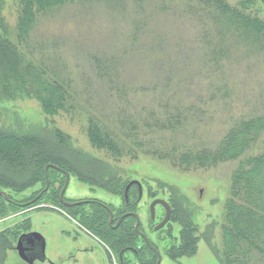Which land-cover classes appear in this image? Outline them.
<instances>
[{
	"label": "rangeland",
	"instance_id": "374dc122",
	"mask_svg": "<svg viewBox=\"0 0 264 264\" xmlns=\"http://www.w3.org/2000/svg\"><path fill=\"white\" fill-rule=\"evenodd\" d=\"M24 1L0 0V45L8 51L6 57L0 53V135L26 137V143L21 142L24 145L39 143L34 149L37 154L55 159L68 173L66 200L95 202L67 207V212L62 213L57 200L62 188L54 192L52 185L60 181L63 187L66 179L54 167L47 169L51 182L47 192L45 180L20 192L12 187L5 189L15 203H0V264H49L46 260L28 263L18 256L14 248L17 235L28 230L39 232L45 240V255L58 254L56 261L60 259L62 264H119L116 244L122 243V238L118 235L126 223L124 219L132 220L127 214L122 221L118 216L127 209L139 215L138 229L145 237L135 230L134 247L141 249L138 257L133 252L127 253L129 263L137 264L139 257L143 259L146 254L150 257L160 254L159 264H222L224 206L230 195L231 174L242 160L264 149V132L240 157L206 167L187 166L178 161L174 156L179 155L180 149L175 155L154 154L146 148L131 149L109 128V135L100 130L96 144L88 135L91 108L86 103L94 87L86 85L85 92L78 84L79 95L46 113L40 102V98L46 97L45 78L35 67L40 63H57L62 75L75 78L78 72L83 76L86 63L100 54L115 57L119 60L116 63L126 67L119 80L131 85L134 91L143 82L161 84L165 78L181 79L184 82L177 89V96L183 99L182 108L190 106L194 114L187 136L180 134L179 141L188 138L190 143L212 147L232 122L264 112V52L231 43L224 47H227L225 54L218 64L206 62L204 58L211 60L212 56L204 53L203 37L197 42L196 36L199 30H205L210 19L204 6L200 10L194 8L197 0H146L142 7L127 3L124 11L116 10L108 0L66 1L47 14L37 13L27 43L20 44L16 27ZM222 1L250 18L264 21V0ZM206 21L207 24L201 25ZM154 41L161 43L155 46ZM12 48L18 54L15 58L9 56ZM197 76H202L201 81H195ZM153 78L157 80L149 81ZM154 87L158 91L175 88L173 83ZM135 98L150 101L147 95L138 94ZM105 106L111 112L110 101ZM30 136H35L34 141ZM16 143L9 139L7 147L0 146V172L4 173L0 181L5 184L29 183L39 156L25 152L18 157ZM9 152L15 159L4 158ZM130 180L142 185V196L136 201L134 193L129 197L131 207L125 208L123 186ZM155 198L166 200L173 212L159 230L153 227L164 216V208L157 204L155 219L149 216V203ZM98 203L114 211L115 220L111 223L114 229L107 224V214ZM92 211L105 213L102 225L91 220ZM80 213L82 219L77 221ZM186 239L195 242L193 253L178 258L166 253L171 245L180 249ZM91 245L93 251H87ZM65 250L69 252L63 255Z\"/></svg>",
	"mask_w": 264,
	"mask_h": 264
},
{
	"label": "trees",
	"instance_id": "16d2710c",
	"mask_svg": "<svg viewBox=\"0 0 264 264\" xmlns=\"http://www.w3.org/2000/svg\"><path fill=\"white\" fill-rule=\"evenodd\" d=\"M66 1L70 2L71 0H26L24 3L22 2L16 27L17 39L20 44L27 43L34 27L32 22L37 13L46 12L47 14L64 5ZM108 1L113 2L116 10L120 11L123 9L121 11H124L125 7H127L126 5H128L127 3L142 7V3L146 0ZM195 3L196 7L194 8L196 10L204 9L201 8L202 6L206 8L204 11L207 12V15L204 14L210 19V23H208L205 30H199L196 36L197 42L203 37L204 53L206 56L210 54L212 56L211 60L204 58L206 62L218 64L225 54L227 47H224L231 45V43L239 44L244 48L252 46L258 52H264L263 20L255 17L250 18L222 0H197ZM204 24H207V21L201 22V25ZM132 32L133 36H135V30ZM206 39L207 42H205ZM160 43L154 41L155 46L160 45ZM0 46L1 56L6 57L8 52L6 47H3V44ZM37 47L39 49L42 48L41 45ZM46 52H49L47 48ZM9 53L11 57L15 58L18 56L14 48ZM28 56L30 57V55ZM42 56H45L44 51ZM94 56L92 62L86 63L85 69L87 70L83 72V76L82 72L80 74L78 72V76L75 78L71 75H62L57 63L56 65L50 63L46 65L44 63L43 65L40 63L35 68L39 75L45 78V84L43 85L46 87V97L40 98V102L42 109L46 113L59 109L65 100L74 98L77 94L79 95L78 84L83 86L82 90L85 92L86 85L90 87L91 84L92 88L94 87L93 90L95 89V91L91 94L90 100L86 98V103L91 108V114L88 116V135L90 140L96 144L99 143L100 130L102 129L109 135V128L112 130L110 132L117 136V139L123 141L131 149L141 150L146 148L154 154L161 153L160 155H175V151L180 149L179 155L174 156L178 161L187 166L206 167L220 161H229L240 157L250 146L258 141L260 135L264 132L263 112L247 119L232 122L223 136L212 147L210 145L190 143V141H187L188 138L181 142L179 141V135L187 136L189 121L192 120L191 117L194 114L190 106L182 108L184 106L182 105L183 99H181V96H177V89L184 82L183 80L165 78L161 84L143 82L138 84L137 89L134 91L131 89V85L129 86L119 80L121 72L125 71L126 67L116 63V61H119L117 58L102 57L100 54ZM206 62L205 64L207 65ZM24 65L28 66L26 63ZM154 79L157 80V78H153L149 81ZM191 79H193V76H191ZM201 79L202 76H197L195 81L199 82ZM171 83L175 86L173 90L158 91L154 87L163 84L167 87ZM107 94L108 96L104 98V95ZM138 94L149 96L150 101L145 102L144 99L135 98ZM109 101L110 107L108 109L111 112H108L105 106V102ZM108 120H112L113 123ZM30 137H32L30 140L34 141L35 136ZM166 137L168 138L166 139ZM7 138L14 143L19 142V144L16 143L19 151L15 154L18 157L19 155L23 156L25 152L33 155V157L39 155L37 154L38 151L34 150L39 143L35 146L21 144V142L26 143V137H14V135L9 134L0 135V146H6L5 143L9 140ZM145 140L148 141L145 142ZM7 149L9 151L10 148ZM15 155L9 152L4 158L13 160ZM49 158L47 155L46 157L39 155L35 159V168L31 170L32 178L30 182L28 181L29 183L16 185V183L5 184L0 181V189L5 190L12 187L16 192H20L36 182L44 181V166L52 162H55L56 165L58 164V161H55V159L53 161V158L52 160ZM59 165L60 163L58 167L61 168ZM1 175L3 176L4 173L0 172ZM230 181V195L224 206L225 225L222 228V253L224 259L222 264H264V149L242 160L234 168ZM117 186L119 188L122 187L119 183ZM124 187L125 184L123 191ZM2 201L4 200L0 199V203ZM131 205L132 203L130 207ZM104 214L95 212L93 221L98 220L102 225L105 218ZM172 214L173 212H171L170 217H172ZM128 219L134 221L133 217H128ZM132 221H124L126 223L118 237H128L129 243L134 247V244H136V232ZM116 245L118 248L122 247L121 243ZM134 248L137 249L136 247ZM194 250L195 242L193 239H186L180 249L175 250L174 245H171L166 249V253L178 258L186 255V253H193ZM146 255L143 259L140 258V263L155 264L157 256L150 257Z\"/></svg>",
	"mask_w": 264,
	"mask_h": 264
},
{
	"label": "flooded vegetation",
	"instance_id": "af4514ba",
	"mask_svg": "<svg viewBox=\"0 0 264 264\" xmlns=\"http://www.w3.org/2000/svg\"><path fill=\"white\" fill-rule=\"evenodd\" d=\"M62 172V171H61ZM62 174L64 175V177H65V179H66V176H65V174L62 172ZM64 183H65V181H64ZM63 183V184H64ZM50 184H51V182H50ZM50 184H49V186H50ZM47 187L46 188V192L49 190V188L50 187ZM52 187H53V190H54V192L56 191L57 192V190H59V187L60 188H63V187H61V184H60V181L58 182V181H55V182H53V185H52ZM66 189V188H65ZM61 190L62 189H60L59 190V193L57 194V200H58V202H60V203H58L59 205H61V212L62 213H66L67 212V207L68 208H72V207H75V206H78V205H82V204H84V203H86V204H90V203H94L95 201H89V200H80V201H70V200H66V198L64 197V192H63V194H62V200H61V198H60V193H61ZM136 191V195H137V197H138V194H139V188H138V186L134 183V184H131L130 186H129V188H128V192H130V197H132L133 196V192H135ZM132 192V193H131ZM141 193H142V190H141ZM41 196H42V194L40 195L39 194V196H38V198H41ZM141 196H142V194H141ZM65 198V199H64ZM141 198V197H140ZM11 201L12 203H15V202H13V198H9L7 201H5L6 203L8 202V201ZM140 200V199H139ZM139 200H137L136 199V201H139ZM73 202H80V203H76V204H74V205H70L69 203H73ZM99 205H101V208L103 209V210H105V212H106V214H107V217H108V219H107V224L110 226V228H112V229H114L115 227H113L112 226V221L113 220H115L114 218V211L108 206V205H106V204H104V203H98ZM123 204H124V206H125V208H129L130 207V204H131V202L128 200V201H125V202H123ZM106 207H108V208H110L111 210H112V220L110 221V214H109V211H108V209L106 208ZM58 210H60L59 208H58ZM63 210H65V211H63ZM129 209H127V211H123V212H121L120 214H119V218H120V215H123V214H126V213H131V212H134V211H132V210H130V211H128ZM95 214V212L94 211H92L91 212V214H90V217H91V220H93L94 219V215ZM118 215V214H117ZM64 216V218H68V217H66V215H63ZM127 217H133L134 218V222H136V219H135V217L134 216H132V215H129V214H127ZM82 219V213H80V214H78L77 215V217H76V220L77 221H79V220H81ZM118 219V218H117ZM116 219V220H117ZM161 220V218L158 220V222ZM122 221V220H121ZM124 221H125V219H124ZM157 222V223H158ZM139 225H140V222H139ZM156 225V224H155ZM133 228L135 229V223L133 224ZM29 232H31V230H28V231H23V232H21V233H19L18 235H17V239H18V237H19V235L20 234H23V233H29ZM122 238V243H121V245H122V247H120L119 249H118V262H119V264H131V263H129V259L127 260L126 259V257H127V253H132L133 252V254L135 255V256H139V253H140V249H135L134 247H132L131 246V243H129V241H128V237L127 238H125V237H121ZM17 239H16V241H17ZM25 242H27V238L25 239ZM31 242H32V244H29L30 245V248L27 250V252H26V254L28 255V257H31V258H33V257H36L37 258V260H40V261H42V258L40 259V258H38V256L40 255V248H39V246H38V242H39V240L36 238V239H31ZM118 243V242H117ZM26 244V243H25ZM90 249H86L87 251H93V249H94V246L93 245H91L90 247H89ZM76 250H78V249H76ZM68 253V252H67ZM74 255V252L72 253V254H70L69 256H68V258H71V256H73ZM126 259V260H125ZM45 260H46V262L47 263H49V264H62V261H60V259L58 260V261H54L52 258H50L48 255H47V252H46V257H45ZM156 261H157V259H156ZM127 262V263H126ZM156 263V262H155ZM137 264H141L140 263V257H139V259H138V262H137Z\"/></svg>",
	"mask_w": 264,
	"mask_h": 264
},
{
	"label": "water",
	"instance_id": "95a60500",
	"mask_svg": "<svg viewBox=\"0 0 264 264\" xmlns=\"http://www.w3.org/2000/svg\"><path fill=\"white\" fill-rule=\"evenodd\" d=\"M54 167V168H59L58 166L54 165V164H46L45 165V178H46V184H45V188L48 187V184H49V179H48V174H47V169L48 167ZM63 173L65 174L66 176V181L63 185V188L61 190V193H60V198L62 200V194L66 188V185H67V180H68V173L66 171H63ZM133 183H136L138 185V188H139V196L138 198L141 196V185L140 183L137 181V180H132L130 181L127 185H126V188H125V198L127 199V189L128 187L133 184ZM0 196H3L4 198H7V193L3 190H0ZM63 201V200H62ZM76 203H80V202H73V203H69L70 205H74ZM156 204H161L163 207H164V210H165V215L164 217L162 218V220L154 227L155 230L161 228L169 219L170 217V213H171V208L169 206V204L166 202V200L162 199V198H155L151 201L150 205H149V210H150V217L153 219L154 218V207ZM109 211V214H110V221L112 220V211L106 207ZM126 214H129V215H132L135 217L136 219V222H135V230L136 232H138L141 236L144 237V234L142 232H140V230L138 229V224H139V217L136 213H126ZM126 214H123L119 220H121V218L123 216H125ZM27 238V242H25V239ZM38 239L39 242H38V246L40 248V255L38 256V258H42V260L45 259V252H44V248H45V242H44V239L43 237L41 236L40 233L36 232V231H31L29 233H23L19 236L18 238V241L16 243V246H15V249L17 250V253L18 255L25 261H27L28 263H32L35 259H37L36 257H28V255L26 254L27 250L30 248V245L29 244H32L31 242V239ZM145 238V237H144ZM26 243V244H25ZM161 260V256L160 254H158V257H157V261L155 264H159Z\"/></svg>",
	"mask_w": 264,
	"mask_h": 264
},
{
	"label": "crops",
	"instance_id": "0c3cea01",
	"mask_svg": "<svg viewBox=\"0 0 264 264\" xmlns=\"http://www.w3.org/2000/svg\"><path fill=\"white\" fill-rule=\"evenodd\" d=\"M67 252H69V251H67V250H65L64 252H62V253H64L63 255H66L67 254ZM57 256H58V254H56ZM56 255H53L52 256V254H51V256H49L50 258H52L54 261H56V258H57V256Z\"/></svg>",
	"mask_w": 264,
	"mask_h": 264
}]
</instances>
